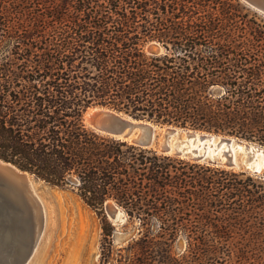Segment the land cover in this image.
<instances>
[{
	"label": "trees",
	"instance_id": "16d2710c",
	"mask_svg": "<svg viewBox=\"0 0 264 264\" xmlns=\"http://www.w3.org/2000/svg\"><path fill=\"white\" fill-rule=\"evenodd\" d=\"M242 7L0 0V157L53 183L75 180L102 214L104 264H264L263 175L161 152L85 119L88 107L111 105L264 143V20ZM152 40L164 50L149 51ZM108 199L139 222L117 248Z\"/></svg>",
	"mask_w": 264,
	"mask_h": 264
},
{
	"label": "rangeland",
	"instance_id": "374dc122",
	"mask_svg": "<svg viewBox=\"0 0 264 264\" xmlns=\"http://www.w3.org/2000/svg\"><path fill=\"white\" fill-rule=\"evenodd\" d=\"M239 2L241 6L246 7V9L244 7L241 8L242 12L245 13L246 10L250 11L248 16L249 18H252L253 13H256L258 20H264L263 12L250 6L243 0H239ZM152 44L158 45L160 47V49L157 51H162L165 48V46H163L162 43L156 40H152L147 44V49L148 46ZM148 50L152 51L150 49ZM157 51H152V52H157ZM93 106L94 105L88 107V109L85 111V119L89 125L96 128L94 124L90 122L91 120L88 118V110H90V108H92ZM148 122H152L157 126L154 127V138L152 141L153 143L152 144L150 143L147 146L156 148L159 151L164 152L161 146V138L163 135H165V127L166 125H173V126L176 125L164 123V122H158L155 120ZM171 123H175V122H171ZM139 131L140 128L138 126L133 127L131 131L132 136L137 135ZM184 132L185 131L181 129L178 132V135L181 136L184 134ZM126 139L131 140L130 138H126ZM258 142L264 146V143L260 141ZM172 154L187 158L189 157V159L191 160H196L193 159V157L190 158L189 155L184 156L182 154H176V153H172ZM244 156L247 161H250L251 159L254 158L251 157V155L248 153L247 154L245 153ZM260 157L261 156H259L258 158ZM200 161L208 162L204 160H200ZM208 163L214 165H220L230 169L233 168L234 170H238V171L245 170L247 173L262 176L261 173L249 171V169H247L244 166L234 167L228 164L225 165V163L222 164L214 163V162H208ZM74 181L75 180L72 179V182L70 183L57 184L40 177L39 181L36 183V186H38L39 194L43 198V201L45 202L46 205L48 221L40 249L42 255L40 256V258H38L31 264H92V263L104 264V228H103L102 214H100L95 207L87 203L82 198V196L78 193L77 187L73 183ZM108 200H113V199H108ZM138 223L139 222L137 220L136 221L125 220L122 223H114L116 225V229L113 234L114 248L127 244L130 240H132L134 237L139 235ZM156 226L157 225L155 222V227ZM93 243H96L98 246L99 254L97 258H94V253H93L94 250L92 249L94 245ZM185 246H186V241L184 238H180L177 240L176 242L177 249H183Z\"/></svg>",
	"mask_w": 264,
	"mask_h": 264
},
{
	"label": "water",
	"instance_id": "95a60500",
	"mask_svg": "<svg viewBox=\"0 0 264 264\" xmlns=\"http://www.w3.org/2000/svg\"><path fill=\"white\" fill-rule=\"evenodd\" d=\"M243 1L264 13V0ZM148 49L157 51L160 47L152 44L148 46ZM95 106H102L105 109L102 112L96 111L92 114L91 122L98 130L122 138L132 137L134 142L144 146L152 143L145 135L137 134L132 136L131 131L133 126L131 119H143L147 121H154V119L148 117L138 118L129 111L111 105L98 104L93 107ZM169 124L222 135L223 138L247 140L251 143L263 146L258 141L224 130L194 127L177 123ZM162 149L165 150V152L173 151L170 146H164ZM175 153L182 155L186 154L180 149H176ZM193 158L196 160L221 163L218 158H209L204 154L193 156ZM226 164L237 166L233 159H230V162ZM246 168L261 173L264 176V166L260 169L251 167ZM28 175L40 178L36 172L24 170L13 161L0 157V264H25L35 238L34 231L37 225H40L41 229L43 228L42 226L45 220L44 213L38 209L39 213L34 208L33 203L36 199V194L31 187V179ZM105 209L114 223H122L128 218L125 210L114 200L106 201Z\"/></svg>",
	"mask_w": 264,
	"mask_h": 264
},
{
	"label": "bare ground",
	"instance_id": "6f19581e",
	"mask_svg": "<svg viewBox=\"0 0 264 264\" xmlns=\"http://www.w3.org/2000/svg\"><path fill=\"white\" fill-rule=\"evenodd\" d=\"M104 107L95 106L88 110V118L92 121V114L96 111H104ZM87 116V115H86ZM89 121V120H88ZM90 121V122H91ZM92 123V122H91ZM132 126H138L140 131L138 134L147 136L151 142L154 138V127L157 126L152 122H148L143 119H131ZM93 124V123H92ZM183 129L185 132L183 135L179 136L178 132ZM134 133V132H133ZM131 141H134L133 138H130ZM153 143V142H152ZM151 143V144H152ZM160 146V145H159ZM161 146H170L173 150L172 153H175L176 149H180L191 157L204 154L209 158H218L222 163L230 162V159H233L237 166L258 168L264 166V147L259 146L255 143H251L247 140H241L237 138H223L222 135H217L213 133H206L198 130H190L187 128H182L179 126L166 125L165 135L161 138ZM163 151V150H162ZM165 152V150H164ZM245 153L250 154L251 157H254L250 161H247L245 158ZM184 154V156L186 155ZM231 154V155H228ZM226 155V156H225ZM253 155V156H252ZM261 156L260 158H258ZM189 158V157H188ZM194 159V158H193ZM229 165V164H228ZM235 167V166H234ZM241 169V168H240ZM251 171V170H249ZM31 179V187L36 194V199L33 203L34 208L38 211L41 210L44 213V224L41 229L40 225L36 227L34 231V241L32 248L30 249V254L25 264H31L42 255L40 249L41 244L45 235L46 225H47V210L43 198L39 194L38 186L36 183L40 178L32 175H28ZM38 211V212H39ZM40 213V212H39ZM96 238V237H95ZM95 240V239H94ZM94 258H97L98 246L96 243H93ZM95 261V260H94ZM93 264V263H92Z\"/></svg>",
	"mask_w": 264,
	"mask_h": 264
}]
</instances>
